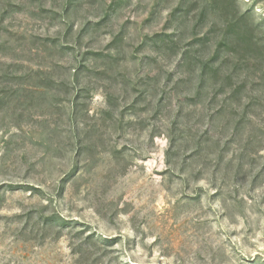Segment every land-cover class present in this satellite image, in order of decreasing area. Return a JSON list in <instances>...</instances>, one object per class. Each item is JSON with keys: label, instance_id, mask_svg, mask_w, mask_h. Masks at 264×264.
Returning a JSON list of instances; mask_svg holds the SVG:
<instances>
[{"label": "rangeland", "instance_id": "rangeland-1", "mask_svg": "<svg viewBox=\"0 0 264 264\" xmlns=\"http://www.w3.org/2000/svg\"><path fill=\"white\" fill-rule=\"evenodd\" d=\"M0 264H264V0H0Z\"/></svg>", "mask_w": 264, "mask_h": 264}, {"label": "trees", "instance_id": "trees-1", "mask_svg": "<svg viewBox=\"0 0 264 264\" xmlns=\"http://www.w3.org/2000/svg\"><path fill=\"white\" fill-rule=\"evenodd\" d=\"M206 68V66H205ZM205 68H202V71H201V75L204 77V75L206 74L205 72H207V70H205Z\"/></svg>", "mask_w": 264, "mask_h": 264}]
</instances>
